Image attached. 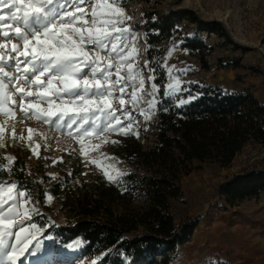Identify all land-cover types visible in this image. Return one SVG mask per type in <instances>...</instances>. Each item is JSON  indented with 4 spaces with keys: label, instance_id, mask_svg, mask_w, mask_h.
Listing matches in <instances>:
<instances>
[{
    "label": "rangeland",
    "instance_id": "1",
    "mask_svg": "<svg viewBox=\"0 0 264 264\" xmlns=\"http://www.w3.org/2000/svg\"><path fill=\"white\" fill-rule=\"evenodd\" d=\"M109 3L123 9L124 23L117 26L130 29L129 43L122 57L91 45L85 50L91 59H99V70L109 64L113 66L109 70L113 80L117 78V67L120 68L119 76L127 80L128 64L137 66L141 74L135 85L138 101L133 103L131 98L134 90L131 82L123 96V108L133 119H128L121 111L120 86L115 87L108 97L116 116L125 125L131 124L134 134L121 135L111 129L99 131L93 126L89 135L84 136L79 132L81 120H77L71 130L58 128L54 123L57 117L46 122L35 115L26 116L20 109L21 96L16 93L17 104L9 102L6 105L14 108L15 115L0 113V126L3 127L0 131V168L6 166L11 169L16 160H20L27 173L34 178L35 187L45 194L46 207H42L37 199L27 195L17 184L16 191L26 194L20 200L21 211L24 207L29 208L31 217L30 221L25 217L17 219H25L26 226L36 225V229H32L35 239L28 243V249L35 250L36 240L41 243L35 256L25 252L23 264H105L107 252L91 254L87 252V243L83 239L77 238L64 244L57 235L56 230L60 226L73 225L81 218L78 212H72L65 204L64 194L78 195L94 191L96 186L104 184L117 187L124 196L112 206L116 213L146 208L149 203L147 187L130 185L125 181L130 174L142 178L146 172L136 162L117 153V146L123 139H130L138 141L145 151L155 148L159 143L160 110L168 113L173 106H186L189 103L180 106L181 100L192 102L200 96L203 88L209 86L221 87L227 93L249 94L264 103V0H109ZM94 6L95 0H89L79 8L71 7L69 11L75 14L83 9L90 13ZM180 10H191L193 15L176 17V12ZM86 19L90 21L91 17ZM164 22L170 27L165 32L162 31ZM213 22L219 25H211ZM211 28L216 31L212 32ZM0 43L7 48L17 44L23 51V42L18 39L7 41L0 37ZM0 52L8 55L3 48ZM173 67L177 70L189 69L178 73L181 81L179 92L168 88V84L174 83L177 77L176 71L171 74L167 71V68ZM5 70L15 72L11 66ZM84 72L89 81L101 79L102 83H108L87 68ZM140 78L145 81L142 89ZM17 83L26 91H38L35 85L22 81ZM9 91L14 92L12 85H9ZM169 92L172 95H168ZM95 99L99 106H103L100 97ZM153 99L156 100L155 107L148 110V104ZM30 102L40 103L42 109L48 108L47 102L38 98L23 99V104ZM56 103L61 101L57 99ZM69 115L75 117L83 113ZM95 123L100 128L105 127L102 115H98ZM92 124L90 119L85 127ZM250 148L253 151L263 150L264 145H249L247 149ZM9 156L14 161L5 159ZM247 167L251 166L240 160L227 168L207 165L202 177L193 173L185 178L181 199L172 201L174 224L179 228L183 222L193 220L198 227L189 243L178 246L171 253L169 264H264V192L257 198L232 206L220 191L222 184L230 183ZM108 176H120V179L114 182ZM3 182L16 181L0 179V183ZM55 185L61 188L60 196L51 191ZM98 219L105 220V213ZM142 231L140 227L130 236H139Z\"/></svg>",
    "mask_w": 264,
    "mask_h": 264
},
{
    "label": "trees",
    "instance_id": "2",
    "mask_svg": "<svg viewBox=\"0 0 264 264\" xmlns=\"http://www.w3.org/2000/svg\"><path fill=\"white\" fill-rule=\"evenodd\" d=\"M189 15H193L191 10H180L175 16ZM167 24L163 23L162 31L170 29ZM152 25L155 27V23ZM158 116L159 143L155 148L145 151L138 141L130 139H123L117 146V153L146 172L142 178L130 174L125 181L147 187L148 206L116 213L112 206L124 196L117 187L104 184L78 195L66 192L65 204L81 218L56 230L64 244L81 238L87 243V252H107L105 264H169L171 253L189 243L198 227L193 220L179 228L174 224L172 201L181 199L185 178L193 173L202 177L207 165L233 166L249 145H264V103L249 94L227 93L221 87L209 86L186 106H173L168 113L160 110ZM249 166L220 186L232 206L264 192V160ZM0 179L16 181L27 195L46 207L44 192L35 187L34 178L20 160L10 171L0 168ZM51 191L61 195L59 185L52 186ZM103 213L106 219L99 220ZM140 227L141 235L130 236Z\"/></svg>",
    "mask_w": 264,
    "mask_h": 264
},
{
    "label": "snow or ice",
    "instance_id": "3",
    "mask_svg": "<svg viewBox=\"0 0 264 264\" xmlns=\"http://www.w3.org/2000/svg\"><path fill=\"white\" fill-rule=\"evenodd\" d=\"M88 2L89 0H0V37L7 41L18 39L23 42V51L17 44L7 48L4 43H0V48L8 53L6 56L4 52H0V113L15 115L14 108L6 107V105L9 102L12 105L17 104L14 98L16 93L21 96L20 109L26 116L35 115L37 118L45 119L46 122L51 121L52 117H57L54 123L58 128L71 130L73 124L81 120L79 132H82L84 136L89 135V130L93 126L99 131L111 129L118 131L121 135L134 134L132 125H125L116 116L108 97L113 94L115 87L120 86L121 111L128 119H133L131 114L123 108V96L131 82L134 89L130 94L131 98L133 103L138 101L135 85L141 74L137 66L128 64L127 80L119 76L120 68L117 67V78L113 80L109 75V70L113 66L109 64L102 71L99 70V59H91L88 51L85 50L91 45L108 50L109 54L114 53L117 57H122L123 50L129 43L130 29L117 26L124 23L123 9L114 6V3H109V0H95V6L90 13L83 9L75 14L69 11L71 7L79 8L80 5ZM89 16L90 21L86 19ZM78 24L80 26H77ZM13 25L15 27H12ZM135 51L133 48L132 52L135 53ZM13 53L15 55H12ZM121 62H124L123 59ZM7 66L13 67L15 72L6 71ZM85 68L93 74H98L108 83H102L101 79L89 81L84 72ZM167 71L169 74L173 71L177 72L175 82L169 83L168 88L179 92L181 89L178 85L181 81L178 73L187 72L189 69L177 70L173 67L167 68ZM45 76L47 79H43ZM17 81L35 85L38 91H26ZM144 83L145 81L140 78L141 89ZM9 85H12L14 92L9 91ZM153 87H155L154 84ZM168 95H172V92ZM26 97L45 101L48 108L42 109L38 102L23 104V99ZM95 97L101 98L103 106L98 105ZM57 99L61 103L57 104ZM190 102V100H181L180 106ZM155 104V99L150 101L148 110L154 108ZM69 113H83V115L73 117ZM98 115L104 118L105 127L103 128L95 123ZM90 119L93 124L86 128L85 124ZM113 121H115L114 124ZM0 131H3L2 126ZM31 131L29 129V133ZM116 142L113 141V143ZM5 159L8 162L14 161V158L10 156ZM3 170L10 171L6 166ZM105 175L108 174L105 173ZM120 175L122 176L123 173ZM108 179L118 182L120 176H108ZM17 187L16 182L0 183V261L2 264H18V262L23 264L26 251L27 254L35 256L41 247L40 241L36 240L35 250L28 249V243L35 239L32 229H36V225L26 226L25 219H17L18 217H25L29 221L31 219L29 208L24 207L21 211L20 200L26 194L23 191L17 192Z\"/></svg>",
    "mask_w": 264,
    "mask_h": 264
},
{
    "label": "built area",
    "instance_id": "4",
    "mask_svg": "<svg viewBox=\"0 0 264 264\" xmlns=\"http://www.w3.org/2000/svg\"><path fill=\"white\" fill-rule=\"evenodd\" d=\"M260 146V145H259ZM240 162L248 165H254L260 161L264 160V149L253 151L251 148L247 149L245 153L239 156Z\"/></svg>",
    "mask_w": 264,
    "mask_h": 264
},
{
    "label": "bare ground",
    "instance_id": "5",
    "mask_svg": "<svg viewBox=\"0 0 264 264\" xmlns=\"http://www.w3.org/2000/svg\"><path fill=\"white\" fill-rule=\"evenodd\" d=\"M72 245H70V247H71Z\"/></svg>",
    "mask_w": 264,
    "mask_h": 264
}]
</instances>
